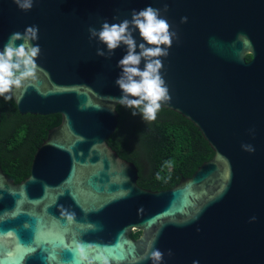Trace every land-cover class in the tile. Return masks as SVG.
<instances>
[{"label": "water", "instance_id": "obj_1", "mask_svg": "<svg viewBox=\"0 0 264 264\" xmlns=\"http://www.w3.org/2000/svg\"><path fill=\"white\" fill-rule=\"evenodd\" d=\"M165 3L178 39L161 58L171 97L161 108L191 121L214 155L153 191L107 142L126 47L98 56L107 47L88 29ZM29 26L39 29V71L13 100L22 115L60 114L61 123L23 181L0 162V264H81L80 245L91 264H153L145 257L156 249L159 264H264V0H33L29 11L0 0V50ZM134 37L142 42L138 30Z\"/></svg>", "mask_w": 264, "mask_h": 264}, {"label": "clouds", "instance_id": "obj_2", "mask_svg": "<svg viewBox=\"0 0 264 264\" xmlns=\"http://www.w3.org/2000/svg\"><path fill=\"white\" fill-rule=\"evenodd\" d=\"M14 2L23 11H29L33 7V0H14ZM168 10L166 3L163 10L151 6L139 11L133 9L130 20L124 19L119 23L105 21L99 30L95 27L88 29L90 39H98L107 47V53L98 48V56L111 59L116 49L121 46L126 47V54L118 61L117 66L122 71L116 80L123 95L118 100L113 99L121 106L130 109L133 116L140 115L145 121H155L162 103L171 98L162 75L164 65L161 58L169 55L168 49L172 47L174 39H178V35L171 30L167 18L162 16V11L166 13ZM181 22L186 23L187 17H183ZM137 30L142 41L139 43L134 37ZM38 31L37 26H29L23 33L14 32L0 50V97L5 101H11L16 93L26 90L37 79L39 66L36 61L41 49L38 44H33V41L38 39ZM18 41L21 43L17 44ZM142 62L143 68H141ZM242 148L250 153L255 151L250 144H244ZM61 214L69 221L75 215L63 206H61ZM251 219L255 221L256 217ZM169 255H172L171 251ZM162 257L163 253L156 249L145 258L151 259L153 264H159ZM77 258L81 264L85 261L91 264L83 245L77 248ZM96 259L108 264L106 258Z\"/></svg>", "mask_w": 264, "mask_h": 264}, {"label": "trees", "instance_id": "obj_3", "mask_svg": "<svg viewBox=\"0 0 264 264\" xmlns=\"http://www.w3.org/2000/svg\"><path fill=\"white\" fill-rule=\"evenodd\" d=\"M251 58L247 56V60ZM0 108L1 166L19 183L30 175L35 152L49 130L61 123V115H22L13 99L5 101L3 97ZM117 111L118 126L107 142L122 158L136 164L138 183L144 188H172L214 155L199 129L175 111L161 108L155 121L133 116L130 109L121 105ZM140 234L133 232L132 237Z\"/></svg>", "mask_w": 264, "mask_h": 264}]
</instances>
